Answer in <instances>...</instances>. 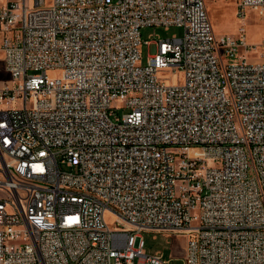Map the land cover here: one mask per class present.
<instances>
[{
	"label": "built area",
	"instance_id": "1",
	"mask_svg": "<svg viewBox=\"0 0 264 264\" xmlns=\"http://www.w3.org/2000/svg\"><path fill=\"white\" fill-rule=\"evenodd\" d=\"M0 44V264H169L144 231L264 264V38L217 36L205 0H0Z\"/></svg>",
	"mask_w": 264,
	"mask_h": 264
},
{
	"label": "rangeland",
	"instance_id": "2",
	"mask_svg": "<svg viewBox=\"0 0 264 264\" xmlns=\"http://www.w3.org/2000/svg\"><path fill=\"white\" fill-rule=\"evenodd\" d=\"M23 3V0H20ZM209 11L211 21L215 27L217 36L230 35L238 36L242 29L245 30L247 40L251 44H259L264 38V12L261 9L247 8L242 12L239 8L240 0H205ZM174 35L182 37L184 28L179 26H171L166 29L163 26H151L142 29L143 41L152 40L155 42L157 38H170ZM1 45V44H0ZM149 48L153 51L155 44L148 46L146 43L142 45V64H146L149 59ZM256 48V47H255ZM243 49L242 52H244ZM249 53L250 59L261 57L262 47ZM236 62V60H233ZM50 76L54 72L49 73ZM173 79H171L172 81ZM10 82V75L4 68L3 55L0 52V87ZM10 84V83H9ZM114 217L108 215V223L115 228ZM144 241L145 250L148 254H155L159 251L164 252L165 259L169 264H185L184 256L188 246V235L185 233L170 232H154L144 231L141 237L136 239V243Z\"/></svg>",
	"mask_w": 264,
	"mask_h": 264
}]
</instances>
